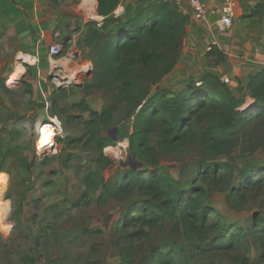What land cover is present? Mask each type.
I'll return each mask as SVG.
<instances>
[{
    "label": "rangeland",
    "instance_id": "374dc122",
    "mask_svg": "<svg viewBox=\"0 0 264 264\" xmlns=\"http://www.w3.org/2000/svg\"><path fill=\"white\" fill-rule=\"evenodd\" d=\"M181 1V5L177 0L166 2L184 12L187 33L172 70L160 83L145 82L152 85L149 89L153 93L168 88L175 95L208 74L178 66L191 25L208 24L207 19L201 23L195 18L189 0ZM93 2L84 5L90 13L84 16L88 25L97 26L96 21L103 24L104 18L98 13V2L94 13ZM52 5L66 17V0H52ZM137 5L130 6L123 19L132 16ZM238 8L236 5L237 15ZM81 20H73L76 31L55 32L47 38L48 49L58 44L65 62L73 55L61 71L51 74L47 54L38 61V53L19 51V39L0 23V181H5L0 188V264H149L154 252L172 254L174 264H264L252 234L238 249L204 252L209 239L188 240L182 222L166 218L164 205L156 210L163 219L154 227L122 225L129 219L131 202L145 198L137 191L105 204L100 202L103 187L90 188L86 180L96 177L98 183L113 184L122 180L129 169L128 138L134 131L137 109L129 102L117 103L116 87L93 88L99 80L92 63L96 54L92 48L83 51L86 46L80 35ZM230 27L218 29L222 32ZM167 65L170 67L172 60ZM228 79L227 85L237 97L251 101L248 80ZM110 107L114 109L108 116L104 112ZM245 107L242 110L249 109ZM209 121V116L204 117L196 138L173 152L158 149L159 136L153 135L150 144L156 148V165L169 186L179 191L187 192L198 180L204 189L203 201L216 211L209 218L205 235L214 236L218 222L252 231L255 218H264L263 197L251 192L247 201L235 208L228 195L237 179L203 177L199 162L228 163L235 176L246 163L264 165V131L244 132L230 147L209 149L200 134ZM45 127L52 132L48 130L47 141L42 142ZM95 132L110 138L114 145L102 153L92 137ZM30 165L32 172L28 170Z\"/></svg>",
    "mask_w": 264,
    "mask_h": 264
},
{
    "label": "trees",
    "instance_id": "16d2710c",
    "mask_svg": "<svg viewBox=\"0 0 264 264\" xmlns=\"http://www.w3.org/2000/svg\"><path fill=\"white\" fill-rule=\"evenodd\" d=\"M120 1L97 0L98 13L104 22L101 27L89 24L84 44L96 54L92 63L98 71L99 80L93 88L116 87L117 103L129 102L134 105V110L137 109L128 149L132 160L142 166L133 168L129 164L122 180L114 184L98 183L96 177L87 178L86 183L90 188L103 187L99 196L102 204L134 195L136 191L145 197L131 202L129 219L122 225L136 223L154 227L163 219L156 210L164 205L166 218L172 222L180 220L188 240L209 239L204 252L238 249L252 234L264 258V218H255L252 231L218 222L215 235L208 237L204 229L216 211L203 201L204 189L198 180L187 192L169 186L167 178L156 165V148L150 144L152 136L158 135L157 148L164 152L185 147L196 138L198 124L206 116L210 121L200 134L209 149L230 147L244 132H263L264 69L249 80L248 90L253 103L247 110H242L245 100L237 97L223 80L213 74H205L199 83L192 82L175 95L168 88L153 93L149 89L152 85L145 82L160 83L176 65L175 56L188 29L187 17L165 0H142L132 16L123 19V16L115 17ZM170 60L172 65L168 67ZM138 68L140 73L136 72ZM116 82H119L118 86H114ZM113 109L108 108L104 114L109 116ZM92 115L100 117L95 112ZM92 137L102 153L114 145L110 138L99 133L95 132ZM199 169L203 177L212 175L237 179V184L228 195L235 208L243 205L251 192L261 195L264 204L263 164L246 163L237 176L232 166L225 162L202 161L199 162ZM28 170L32 172L33 166L30 165ZM153 262L174 264L172 254L161 252H154L149 264Z\"/></svg>",
    "mask_w": 264,
    "mask_h": 264
},
{
    "label": "crops",
    "instance_id": "0c3cea01",
    "mask_svg": "<svg viewBox=\"0 0 264 264\" xmlns=\"http://www.w3.org/2000/svg\"><path fill=\"white\" fill-rule=\"evenodd\" d=\"M76 1L66 0V11L69 12L63 17L60 10L54 9L52 0H0V23L19 39V51L36 52L39 61L46 54L48 57L47 38H51L55 32L76 31L72 25L75 24L74 21L80 23L79 18L82 19L80 35L84 38L87 35L89 22L84 13L87 16L90 13L84 5L94 1L95 13L97 0H79V5L74 3ZM228 1L209 0L211 12L207 18L208 24L197 27L191 25L186 50L178 66L182 69L188 67L190 71L202 70L203 74L211 73L221 80L230 78L249 81L264 69V0H234L239 5V16L234 11L235 22L221 32L217 24L220 8ZM139 2L140 0H121L116 15L124 16L130 6ZM87 49L89 48L84 47L83 51ZM252 103L251 99L243 106L250 107Z\"/></svg>",
    "mask_w": 264,
    "mask_h": 264
},
{
    "label": "built area",
    "instance_id": "2783aa9c",
    "mask_svg": "<svg viewBox=\"0 0 264 264\" xmlns=\"http://www.w3.org/2000/svg\"><path fill=\"white\" fill-rule=\"evenodd\" d=\"M168 1V0H165ZM181 0H177V5H181ZM192 12L194 13V16L196 19H198L200 22H204L210 11V2L209 0H189ZM236 7V2L234 0H229L226 5L222 6L220 8V19L218 21V26L224 29L225 27L231 26L232 21L234 18V11ZM212 12L215 13L213 10ZM117 12H115V17H119L116 15ZM98 23V27H101L102 24L100 22ZM62 55V52H60V47L58 44H52L49 47V54H48V60L50 64V74L53 70H59L61 71V68L63 65H67V61L72 60V57H66V62L64 59H62L60 56ZM58 73H54V77H57ZM54 81L58 80L57 78H53ZM224 83L228 84L229 79L225 78Z\"/></svg>",
    "mask_w": 264,
    "mask_h": 264
},
{
    "label": "bare ground",
    "instance_id": "6f19581e",
    "mask_svg": "<svg viewBox=\"0 0 264 264\" xmlns=\"http://www.w3.org/2000/svg\"><path fill=\"white\" fill-rule=\"evenodd\" d=\"M19 56H20V55H19ZM21 56H22V55H21ZM22 58H23V57H22ZM21 60H22V59H21ZM28 60H29V59H27V61H28ZM30 61H31V60H30ZM30 63H31V62H30ZM45 124H46V123L40 125V127H39V131H40L41 128H43V127L45 126ZM48 130H50V131L52 132V129H51L50 127H45V128L43 129V131H45V133H44V135H42V140H43L42 142H46V141H47V137H48V136H47L46 134L48 133ZM2 184L5 185V181H0V188H1V189L3 188V187L1 186Z\"/></svg>",
    "mask_w": 264,
    "mask_h": 264
},
{
    "label": "water",
    "instance_id": "95a60500",
    "mask_svg": "<svg viewBox=\"0 0 264 264\" xmlns=\"http://www.w3.org/2000/svg\"><path fill=\"white\" fill-rule=\"evenodd\" d=\"M114 140H116V139L114 138ZM129 163L133 166V168L141 167L142 166L141 163H138L136 161H133L132 158H131V156L129 157Z\"/></svg>",
    "mask_w": 264,
    "mask_h": 264
}]
</instances>
